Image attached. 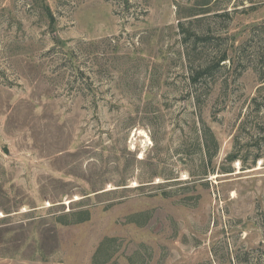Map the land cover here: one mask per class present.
Returning <instances> with one entry per match:
<instances>
[{
	"label": "rangeland",
	"instance_id": "1",
	"mask_svg": "<svg viewBox=\"0 0 264 264\" xmlns=\"http://www.w3.org/2000/svg\"><path fill=\"white\" fill-rule=\"evenodd\" d=\"M263 87L264 0H0V264H264Z\"/></svg>",
	"mask_w": 264,
	"mask_h": 264
},
{
	"label": "trees",
	"instance_id": "2",
	"mask_svg": "<svg viewBox=\"0 0 264 264\" xmlns=\"http://www.w3.org/2000/svg\"><path fill=\"white\" fill-rule=\"evenodd\" d=\"M45 12H46V14H47V16H51V13H50V11H49V8H48V5L45 3ZM221 60H224V58L223 59H221ZM264 88V87H263ZM262 89V88H261ZM261 89H258L259 91L261 90ZM255 100V102H257V100L256 99H254ZM259 105V102H257V108L259 109L260 107L258 106ZM259 129H262V126H259ZM239 158V156H238V153L237 152H231V153H229L228 155H227V157H226V160L227 161H229V162H232V161H234V160H236V159H238ZM83 214L85 215V216H80L79 218H78V220H85V219H87V215H88V211L87 210H85L84 212H83ZM98 254V253H97ZM96 254H94L93 255V259H92V264H95V262H96Z\"/></svg>",
	"mask_w": 264,
	"mask_h": 264
},
{
	"label": "water",
	"instance_id": "3",
	"mask_svg": "<svg viewBox=\"0 0 264 264\" xmlns=\"http://www.w3.org/2000/svg\"><path fill=\"white\" fill-rule=\"evenodd\" d=\"M5 151L7 152V149H5Z\"/></svg>",
	"mask_w": 264,
	"mask_h": 264
},
{
	"label": "bare ground",
	"instance_id": "4",
	"mask_svg": "<svg viewBox=\"0 0 264 264\" xmlns=\"http://www.w3.org/2000/svg\"><path fill=\"white\" fill-rule=\"evenodd\" d=\"M145 135V134H144Z\"/></svg>",
	"mask_w": 264,
	"mask_h": 264
}]
</instances>
